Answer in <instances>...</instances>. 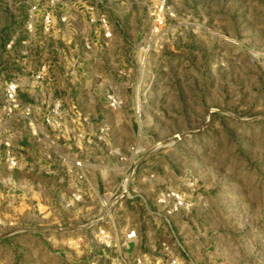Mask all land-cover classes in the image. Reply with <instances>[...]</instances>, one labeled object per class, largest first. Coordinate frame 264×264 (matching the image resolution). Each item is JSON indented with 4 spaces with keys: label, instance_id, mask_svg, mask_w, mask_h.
Instances as JSON below:
<instances>
[{
    "label": "rangeland",
    "instance_id": "374dc122",
    "mask_svg": "<svg viewBox=\"0 0 264 264\" xmlns=\"http://www.w3.org/2000/svg\"><path fill=\"white\" fill-rule=\"evenodd\" d=\"M64 2L51 30L56 83L44 90L65 102L67 127L84 132V152L69 149V158L83 160L92 189L70 204V187L65 204L55 198L47 211L41 195L21 188L27 195L6 214L15 225L5 236L35 230L36 242L14 239L0 264H41L29 257H41L48 243L82 258L66 264H88L99 226L121 232L146 220L158 224L159 240L180 241L176 255L198 264H264V0ZM33 3L44 4L0 0V103L16 74L33 83L18 54L47 43L39 21L33 42L22 43ZM69 31L75 39L62 38ZM13 37L18 43L6 48ZM19 63L29 72L17 71ZM125 185L124 198H114ZM169 189L190 204L171 226L150 213ZM114 200L110 217L103 202ZM97 256L110 264L117 254Z\"/></svg>",
    "mask_w": 264,
    "mask_h": 264
},
{
    "label": "built area",
    "instance_id": "2783aa9c",
    "mask_svg": "<svg viewBox=\"0 0 264 264\" xmlns=\"http://www.w3.org/2000/svg\"><path fill=\"white\" fill-rule=\"evenodd\" d=\"M43 2L42 5L40 3L31 4L28 10L26 27L29 38L22 42L26 47L34 40L35 26L38 21L45 34L51 33L55 24L54 10L65 3L64 0H43ZM110 34V28L106 27V35ZM24 54H29L28 49H25ZM47 76L48 66L46 64H42L38 71L30 73L33 83L36 84H40ZM19 86L20 75L16 74L6 83L3 100L0 103V230L9 229L15 225L14 220L7 218L6 214L18 210L20 199L27 195L25 192H20V189L28 185L29 176L33 174L49 178L57 177L63 171L62 178L67 180L72 189L68 196L71 199L70 204L84 202L88 192L92 189L83 160L81 158L71 159L62 152V148L75 147L78 142L82 141L85 138L84 132L79 128L71 130L67 127V111L61 100L51 95L47 96L48 108L39 118L35 105L24 102L18 97ZM109 100L112 107L118 104L113 96H109ZM21 121L27 129L28 141L34 149H37V155L32 156L30 149L21 146L24 138L20 130ZM121 159L126 160L124 157ZM15 171H20V177L13 176ZM36 183L34 185H38ZM31 190L33 195L28 196L35 198L41 195L38 186L37 188L31 187ZM126 193L128 190L125 185L124 190L114 198L121 200ZM116 204L118 202L115 200L103 202L108 216L115 215ZM189 207V202L177 191L169 189L160 193L156 198V208L150 213L154 218L161 219L164 224L171 226L172 215L180 210L189 209ZM117 230L115 225L112 228L101 225L97 228L95 236L103 252L111 250L116 252L117 256L115 259H110V264H198L193 259H186L188 257L184 253L183 256L186 258L176 255L178 249H184L179 240H159L158 247L152 251L132 256L124 254L113 248L112 240ZM137 236V229L129 228L125 233L124 245H127L129 241H134ZM94 251L93 249L91 253ZM98 254L96 252L92 255L88 264H97Z\"/></svg>",
    "mask_w": 264,
    "mask_h": 264
},
{
    "label": "crops",
    "instance_id": "0c3cea01",
    "mask_svg": "<svg viewBox=\"0 0 264 264\" xmlns=\"http://www.w3.org/2000/svg\"><path fill=\"white\" fill-rule=\"evenodd\" d=\"M92 22V21H91ZM93 24V23H91ZM43 38H45L47 40L46 46L43 47H36L37 43H35L30 49H28L29 54H23L20 55V53L18 54L17 57V61L21 63L25 64H29L30 66V70L32 71H38V69L41 67L42 64H46L48 66V76L44 78V80L40 83V84H36V83H31L29 81L28 78V73L26 75H21L20 76V86H19V90H18V97L25 102H30L33 105L36 104V109L40 114V117L43 116V114L45 113V110L48 108L47 107V92H45L44 89L46 88H50L55 86V81H53L55 79L54 75H53V70L55 67V60L54 58V52L52 50V48H50L51 46V39L52 36H56L57 32H53L52 34H45L42 33ZM73 35V37L71 38V36ZM40 36V35H39ZM65 40H71V39H75V34L71 33V31H69V34L67 36V33H64L62 35ZM19 39H17L16 37H13L12 39L9 40V42L6 44V48L10 49L12 48V46L15 43H18ZM38 48V49H37ZM22 56V57H21ZM62 59V58H61ZM63 60V59H62ZM21 63H19V67H17V71H23V72H29L28 70H23L24 68L21 67ZM53 80H52V78ZM60 85H63V82H59ZM54 93L57 95V92L54 91ZM60 99V98H58ZM63 106L65 105V102L62 101V99H60ZM46 105V106H45ZM20 130L22 131V134L24 135L23 140L21 141V146H23L24 148L30 149L31 150V155H37L36 151L37 149H34L31 146V143L28 141L27 139V129L24 126V122H20ZM69 149H72L73 152H76L78 154H81L84 152V149L81 147V145H79V142L77 143V145H75V147H66V148H62V152L66 155V156H70L69 155ZM81 157V156H80ZM91 158L93 159L94 157L91 156ZM56 167V166H55ZM63 172V171H62ZM60 172L59 176L57 177H39L37 175H31L29 176V183L28 186L33 187L34 183L37 182L36 184H38V190L41 192L42 195V199H43V207H45L48 211V209H51V201L53 199H58L60 201V207H62V204H65V199L66 196L69 192L70 186L67 182V180L63 179L62 176L64 175V172L62 173ZM95 173H91V180L92 182H94L96 180V176L94 175ZM21 173L20 171H15L13 172V176L18 178L20 177ZM97 191V190H96ZM40 202V201H39ZM38 205V204H37ZM65 208V207H64ZM33 210L36 209V206H34L32 208ZM50 212V211H49ZM48 212V213H49ZM126 212V210H125ZM149 218V217H148ZM129 221V218H128ZM146 225H143L141 227H139L137 225V222L133 223L135 224V226H129L127 229H125L124 231L121 232H115L114 236H113V248L117 251H121L124 254H127L129 256L132 255H137V254H141L143 252L146 251H152L154 248L158 247V236H156V232L157 229L159 228L158 224L155 225L154 222H152L151 220H146L145 221ZM131 224V225H133ZM131 227H135L138 231V236L136 237V239L134 241H129L127 245H124V241H125V233L127 232V230ZM92 228V229H91ZM85 227L84 230H93V227ZM81 231L83 230L82 228L80 229ZM83 230V231H84ZM30 231V230H29ZM32 231V230H31ZM35 230H33V232H30L28 235H20V236H5V232L4 230H0V259H4V255H2L3 250L6 248V251H8L9 249H12V252L15 251V249L17 248L16 243L14 242V239H18V244L20 245V241L21 242H26L28 241H34L36 242V233L34 232ZM97 231V230H96ZM33 235V236H31ZM96 236V235H95ZM92 237L90 243L91 245L96 249V252L99 253L101 252V247L100 244L97 242V238L96 237ZM56 243V242H55ZM47 244V243H46ZM45 244V245H46ZM48 245V247H47ZM46 245L47 250L43 251V255L40 257L39 255H37V252L34 251L33 254L29 257V259H42L41 260V264H66L65 261H68L69 259H82L81 257H73L72 254L70 253V255L64 250L61 249L60 252L58 251H53L51 249L50 244L48 243ZM86 259H90V257H87ZM198 260V259H197ZM200 260V259H199ZM87 261V260H86ZM40 264V263H39ZM86 264V263H85Z\"/></svg>",
    "mask_w": 264,
    "mask_h": 264
}]
</instances>
